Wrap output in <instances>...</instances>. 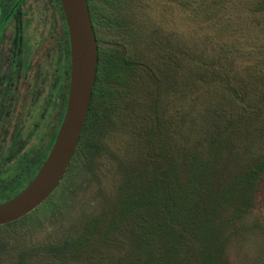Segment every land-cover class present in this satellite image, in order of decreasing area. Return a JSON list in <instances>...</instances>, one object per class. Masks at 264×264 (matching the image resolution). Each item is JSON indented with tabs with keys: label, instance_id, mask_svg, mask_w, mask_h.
Returning <instances> with one entry per match:
<instances>
[{
	"label": "trees",
	"instance_id": "16d2710c",
	"mask_svg": "<svg viewBox=\"0 0 264 264\" xmlns=\"http://www.w3.org/2000/svg\"><path fill=\"white\" fill-rule=\"evenodd\" d=\"M87 1L99 64L77 151L47 201L0 226V254L6 239L19 243L48 219L69 218L86 178L100 171L112 193L102 189L99 213L84 215L70 239L46 249L51 256L84 264H230V245L248 231L264 183V0H122L124 13L115 15L113 0ZM64 24L62 73L34 126V144L17 159L6 200L35 177L64 120L71 82L65 17ZM101 26L123 36V49L100 46ZM19 46L24 78L34 51ZM13 119L4 137L13 128L19 140L28 114L16 125ZM117 131L127 134L119 137L125 144L108 151ZM107 153L112 165L101 164Z\"/></svg>",
	"mask_w": 264,
	"mask_h": 264
},
{
	"label": "rangeland",
	"instance_id": "374dc122",
	"mask_svg": "<svg viewBox=\"0 0 264 264\" xmlns=\"http://www.w3.org/2000/svg\"><path fill=\"white\" fill-rule=\"evenodd\" d=\"M110 10L114 15L117 12L123 14V1L113 0V7ZM26 11L31 18L29 44L32 45L34 51L33 67L28 72L27 77H21L17 80L16 88L9 92V96L0 97V102L6 104V109L0 115V137H4L7 133L10 119L14 117L13 120H15L14 124L16 125L21 122L24 113L25 115L28 114L26 131L17 144L16 160L34 144L32 142L35 139L34 126L44 119L42 116L43 105L49 98L55 77L62 73L61 62L63 60V46L58 41L57 36L61 33V28L58 27L55 15L53 16L52 11L49 10L46 0H28ZM168 27L170 28L171 24ZM97 34L99 39H102L100 46L123 49L124 38L113 29L101 26ZM118 39H121V44ZM110 57L107 49H104V52L101 53L104 62L102 63L101 60L100 69L106 76L112 67V64L109 63ZM3 94L6 95L7 93ZM12 133L13 128L10 130V137ZM125 135L127 136L126 133L123 135L120 131L110 134L108 137L112 138L108 141L110 145L108 151L115 150L118 152L117 147L121 146L122 148V145L125 144V141L119 137ZM36 148L39 150L40 146ZM258 151L264 152V140L258 146ZM105 157L101 164L112 165V156L107 153ZM101 167L103 172L106 171L103 166ZM104 177L100 171H96V175H88L80 189L77 201L72 207L69 218L67 217L65 220L55 218L52 221L48 219L43 225L35 227L32 231L22 233L19 243H16L14 238L6 239L4 242L6 244L5 251L0 254V264H20L21 255L28 256L27 262L24 264H84L74 259L62 263L58 257L51 256L45 250L61 240L70 239L67 232L72 227L77 229V226L84 220L82 218L84 215L99 213L101 208L99 205L102 204V189L107 188L109 191H113L112 180ZM78 221L79 223L74 224ZM246 221L248 231L242 237H236L230 245L228 252L230 264H264V183L259 200L256 201L255 207ZM36 249L42 253H35Z\"/></svg>",
	"mask_w": 264,
	"mask_h": 264
},
{
	"label": "water",
	"instance_id": "95a60500",
	"mask_svg": "<svg viewBox=\"0 0 264 264\" xmlns=\"http://www.w3.org/2000/svg\"><path fill=\"white\" fill-rule=\"evenodd\" d=\"M71 48L70 92L63 123L43 165L16 196L0 204V226L39 208L59 187L75 156L89 114L99 54L87 0H60Z\"/></svg>",
	"mask_w": 264,
	"mask_h": 264
},
{
	"label": "flooded vegetation",
	"instance_id": "af4514ba",
	"mask_svg": "<svg viewBox=\"0 0 264 264\" xmlns=\"http://www.w3.org/2000/svg\"><path fill=\"white\" fill-rule=\"evenodd\" d=\"M27 1L0 0V93L15 90L17 80L22 77L21 68H17V52L18 45L22 49L30 42L31 18L26 11ZM46 2L53 16L55 15L58 27L61 28V33L57 36L63 46L65 16L61 1L46 0ZM2 105L6 106L5 103ZM21 139L20 137L19 140ZM19 140L17 137H0V201L3 203L8 201L6 192L15 185L16 152Z\"/></svg>",
	"mask_w": 264,
	"mask_h": 264
}]
</instances>
